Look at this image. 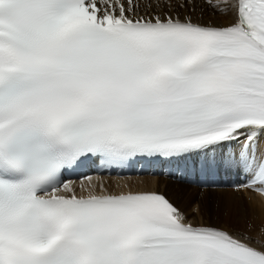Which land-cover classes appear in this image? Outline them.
Returning a JSON list of instances; mask_svg holds the SVG:
<instances>
[{
  "label": "snow or ice",
  "instance_id": "1",
  "mask_svg": "<svg viewBox=\"0 0 264 264\" xmlns=\"http://www.w3.org/2000/svg\"><path fill=\"white\" fill-rule=\"evenodd\" d=\"M192 156L264 197V0H0V264H264L259 217L65 178Z\"/></svg>",
  "mask_w": 264,
  "mask_h": 264
},
{
  "label": "bare ground",
  "instance_id": "2",
  "mask_svg": "<svg viewBox=\"0 0 264 264\" xmlns=\"http://www.w3.org/2000/svg\"><path fill=\"white\" fill-rule=\"evenodd\" d=\"M198 18L197 13L193 14ZM205 22H227L226 17L215 20L204 19ZM208 163L207 175L220 181V187L200 188L188 183V176H157L145 175L129 179L93 178L92 184L103 183L110 191L132 190H155L164 193L171 201L183 209L194 223L216 224L226 228H242L245 217H259L264 221V197L258 193L245 190L236 192L233 183L242 179L240 174L232 169L224 167L221 163L209 162L204 157L199 156ZM195 179L200 177L199 170L194 174ZM80 182H76L79 185ZM88 185V181H84ZM183 183V184H182ZM185 184V185H184ZM193 187V188H189ZM83 194H87L85 191ZM251 197V200L248 199Z\"/></svg>",
  "mask_w": 264,
  "mask_h": 264
},
{
  "label": "rangeland",
  "instance_id": "3",
  "mask_svg": "<svg viewBox=\"0 0 264 264\" xmlns=\"http://www.w3.org/2000/svg\"><path fill=\"white\" fill-rule=\"evenodd\" d=\"M197 15H200L199 11L197 12ZM199 17V16H198ZM203 18L204 19H207V20H215L216 18L220 19L221 17H218V16H214L212 15L211 13V10H207L203 13ZM183 184V183H182ZM185 185V184H184ZM189 188H193V187H190L188 186Z\"/></svg>",
  "mask_w": 264,
  "mask_h": 264
}]
</instances>
